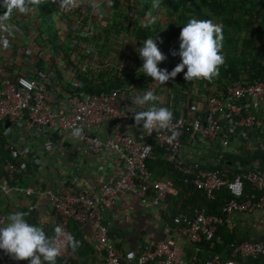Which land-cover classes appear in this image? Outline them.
<instances>
[{
  "label": "built area",
  "instance_id": "obj_1",
  "mask_svg": "<svg viewBox=\"0 0 264 264\" xmlns=\"http://www.w3.org/2000/svg\"><path fill=\"white\" fill-rule=\"evenodd\" d=\"M9 25L12 26L5 20L0 21L2 40L9 41ZM101 66H107V61ZM198 89L187 96L178 108L180 114L172 117L167 126L160 127L157 123L146 128L134 118L136 111L144 109L119 89L103 93L73 92L58 99L46 81L38 82L23 73H7L0 78V124L10 120V125H20L23 130L52 134L56 140L48 147L51 152L63 148V138L74 136L84 143V152L89 157L114 154L124 165L114 180L103 183L101 191L81 188L76 184L78 177L48 189L49 202L58 215L57 224L63 227V234L55 239L61 264H76L69 239L73 236L72 220L91 228L103 257L102 264H125V258L137 259L139 264H248L250 258L264 255V240L242 239L230 244L229 254L214 252L208 258L200 257L204 240L216 239L223 243V236L218 232L220 225L228 223L233 228L235 216L264 209V168L226 170L216 165L208 168L201 152L193 153L196 148L191 151L185 144L188 134L193 143H205L203 150H208L217 139L224 148H229L241 132L264 134V76L255 81L235 80L208 94ZM75 128L82 129L81 135H73ZM152 141L164 149L165 160L186 183L205 191L209 199L227 187L231 198L223 205L221 214L209 213L205 206L195 207L193 213L183 210L171 214L172 222L163 240L123 251L104 216L119 194L149 198L164 212L167 198L177 195L181 189L173 178L160 177L150 168L148 161L155 158ZM4 145L11 158L6 157L3 162L9 177L13 178L16 172L28 169L23 155L30 149L11 141ZM247 183L251 191H247ZM5 187L10 191L33 193L25 185L5 186L0 180V190ZM55 236L54 232L52 238ZM187 242L192 244V251L187 249Z\"/></svg>",
  "mask_w": 264,
  "mask_h": 264
},
{
  "label": "trees",
  "instance_id": "obj_2",
  "mask_svg": "<svg viewBox=\"0 0 264 264\" xmlns=\"http://www.w3.org/2000/svg\"><path fill=\"white\" fill-rule=\"evenodd\" d=\"M4 11L0 8V14ZM192 17L211 19L222 26L223 63L218 75L211 80L188 81L184 77L185 68L161 85L139 72L143 61L138 48L149 36L156 37L166 54L161 67L171 71L181 62L180 31L183 23ZM49 19L57 26L59 43L46 32L44 26L49 24ZM1 20L14 24L26 37L18 40L13 34L8 47L0 42V78L7 73H23L38 82L46 81L58 99L73 92L103 93L115 88L133 102L132 97L153 88L159 99L139 106L144 110L153 103L166 106L176 117L180 114L178 108L196 87L208 94L235 80L255 81L264 76V0H25L24 12L14 10ZM14 39H17L15 47ZM104 61L107 66L103 67ZM6 124H0L1 149L7 140ZM152 142L155 158L149 159L148 164L154 172V165H164L175 172L173 179L181 187L185 210L193 213L195 207L205 206L209 213L221 214L223 205L231 198L228 188L218 190L213 199L207 198L205 191L183 180L165 160L164 149L156 141ZM8 154L11 158L9 151ZM23 173L32 174L29 168L18 171L9 179V184L24 185ZM251 190L247 183V191ZM169 220L172 221V216ZM75 222L72 220L70 224L73 234ZM228 225H220L218 231L223 243L216 239L204 240L201 258L230 250L232 242L241 240ZM247 262L264 264V255Z\"/></svg>",
  "mask_w": 264,
  "mask_h": 264
},
{
  "label": "crops",
  "instance_id": "obj_3",
  "mask_svg": "<svg viewBox=\"0 0 264 264\" xmlns=\"http://www.w3.org/2000/svg\"><path fill=\"white\" fill-rule=\"evenodd\" d=\"M10 28V35L14 34L13 38L15 35L18 40L26 37V33L14 24ZM17 39L12 42L14 47ZM25 68L28 69V66ZM7 127L9 128L5 130L7 135L5 144L11 141L17 146L24 145L30 149L28 154L23 156L27 159L28 168L32 174L26 176L23 173L25 182L23 184L32 188L33 193L10 191L6 187L0 190V223L6 222L9 213L22 211L26 214L25 219L28 217L31 219L29 224L43 227L47 235L52 237L58 215L49 202L47 192L49 188H56L60 183L78 177L76 184L81 188L101 191L103 183L114 180L124 166L114 154L89 157L84 152V143L74 136L63 138V148L57 152H51L48 147L56 140L52 134L34 129L23 130L16 124ZM185 144L191 151L196 148L193 153L197 154L199 150L203 163L208 166L216 165L226 170L264 168V134H259L258 131L241 132L239 138H236L229 148H224L220 139H217L208 150H203L205 143H193L189 134L185 136ZM3 148L0 152V180L7 186L11 177L3 160L7 157L6 155H9V149L5 145ZM2 149L0 148V151ZM154 170L160 177L175 176V172L164 165H154ZM181 193L180 189L177 195L167 198L164 212L154 206L149 198L120 193L116 203L106 210L104 215L105 222L110 226L119 248L129 251L163 240L172 222L169 220L172 212L178 213L186 209L184 198L180 197ZM232 225L241 240H264V209L250 214H239L234 217ZM73 228V237L80 242L73 248L76 254L75 263L102 264L103 257L93 239L91 228L76 222L73 223ZM186 246L189 251H192L191 243L187 242ZM229 253V249L223 252L225 255ZM29 259L16 260L0 250V264H28ZM124 262L139 264L137 259L125 258ZM56 264H61L59 257L56 259Z\"/></svg>",
  "mask_w": 264,
  "mask_h": 264
},
{
  "label": "clouds",
  "instance_id": "obj_4",
  "mask_svg": "<svg viewBox=\"0 0 264 264\" xmlns=\"http://www.w3.org/2000/svg\"><path fill=\"white\" fill-rule=\"evenodd\" d=\"M0 8L6 9L0 14V19H6L14 10L24 12L25 0H0ZM183 25L180 31L179 49L182 59L171 71L160 66L161 61L166 59V54L159 47L156 37L149 36L139 46L138 53L143 63L138 71L151 76L153 82L163 85L185 68L187 71L184 72V77L188 81L211 80L218 75L219 66L223 63V54L220 52L223 39L222 26L211 19L201 20L195 17L190 18ZM0 42L4 47L9 45L7 39ZM131 99L135 104L143 106L150 101H157L159 97L149 89ZM172 117L173 113L168 107L157 106L155 103L145 110L134 113L136 123H142L146 128H151L157 123L160 127H165ZM81 133L80 128L73 130L75 136ZM25 216L22 211H13L7 215L6 222L0 223V250L16 260L30 258L28 264H45V262L56 264L60 248L55 243V239L63 234V227L60 224L55 225L56 236L52 238L47 235L43 227L29 224ZM69 239L73 248L80 243L75 237Z\"/></svg>",
  "mask_w": 264,
  "mask_h": 264
},
{
  "label": "rangeland",
  "instance_id": "obj_5",
  "mask_svg": "<svg viewBox=\"0 0 264 264\" xmlns=\"http://www.w3.org/2000/svg\"><path fill=\"white\" fill-rule=\"evenodd\" d=\"M45 15L48 18H50L48 13H45ZM48 21H49V24L47 26L46 25L44 26L45 29L47 30L46 32L48 33V35H50L51 39L54 42L59 43V35L57 33V26L55 25V23H52L51 19H49ZM11 37H12V35L9 36V41H10Z\"/></svg>",
  "mask_w": 264,
  "mask_h": 264
},
{
  "label": "water",
  "instance_id": "obj_6",
  "mask_svg": "<svg viewBox=\"0 0 264 264\" xmlns=\"http://www.w3.org/2000/svg\"><path fill=\"white\" fill-rule=\"evenodd\" d=\"M11 124L10 120H7V126H9ZM112 125V123H110V126ZM26 221L29 223V221H31V219L28 217L26 218Z\"/></svg>",
  "mask_w": 264,
  "mask_h": 264
}]
</instances>
